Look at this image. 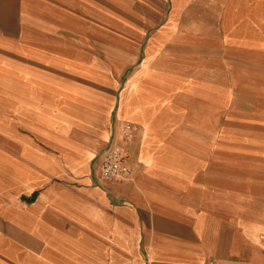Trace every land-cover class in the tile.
<instances>
[{
    "label": "crops",
    "instance_id": "1",
    "mask_svg": "<svg viewBox=\"0 0 264 264\" xmlns=\"http://www.w3.org/2000/svg\"><path fill=\"white\" fill-rule=\"evenodd\" d=\"M24 5L22 40L0 30L22 53L0 167L35 225L0 210V264H264V0ZM122 121L132 173L104 181Z\"/></svg>",
    "mask_w": 264,
    "mask_h": 264
},
{
    "label": "rangeland",
    "instance_id": "2",
    "mask_svg": "<svg viewBox=\"0 0 264 264\" xmlns=\"http://www.w3.org/2000/svg\"><path fill=\"white\" fill-rule=\"evenodd\" d=\"M26 1L0 0V30L10 33L17 40H22V18H25ZM2 46L0 45V148L6 154L4 160L10 162L13 153L17 157L20 154L18 145H14L13 137L14 134H19V113H22V53L17 51L19 46H16L17 49L12 44L8 45L7 49ZM260 114L264 116V113H254L262 123L261 119H258ZM11 148H14V151ZM13 179L9 167H0V183L7 180L6 188H0V201L5 199L0 203V210L4 211L5 218L12 224L35 225L31 219L33 216L22 214V209L33 203L34 196L27 198L25 203V199L22 200V187ZM1 190H5V193Z\"/></svg>",
    "mask_w": 264,
    "mask_h": 264
},
{
    "label": "built area",
    "instance_id": "3",
    "mask_svg": "<svg viewBox=\"0 0 264 264\" xmlns=\"http://www.w3.org/2000/svg\"><path fill=\"white\" fill-rule=\"evenodd\" d=\"M137 126L129 121H122L112 132L111 137L100 155L95 173L104 181H120L132 173L129 162V144Z\"/></svg>",
    "mask_w": 264,
    "mask_h": 264
}]
</instances>
